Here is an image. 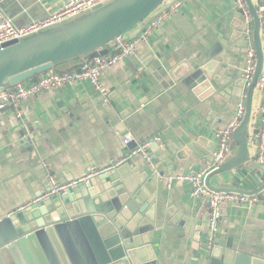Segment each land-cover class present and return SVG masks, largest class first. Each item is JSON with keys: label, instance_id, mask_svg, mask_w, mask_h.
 Returning <instances> with one entry per match:
<instances>
[{"label": "crops", "instance_id": "obj_1", "mask_svg": "<svg viewBox=\"0 0 264 264\" xmlns=\"http://www.w3.org/2000/svg\"><path fill=\"white\" fill-rule=\"evenodd\" d=\"M67 1L0 0V11L17 27H25L56 13ZM250 3L256 9L259 0H250ZM241 21L243 25L242 13L235 0H186L177 14L155 33L151 42L142 46L150 54L149 61H144L138 51L103 74L102 82L109 92L107 102L89 82H83L24 101L22 120L16 119L11 110L0 114V222L34 203L39 195L46 194L49 173L60 183L77 182L90 171L130 157L132 152L123 142L128 133L133 135V143L138 146L160 138L155 143L161 145L165 155L154 159V164L166 173L159 183L161 206L168 208L171 202L180 210L190 206L189 209L199 213L204 207V199L194 200L188 184L175 183L169 187L168 168L177 167L172 175L202 170L208 164L204 156L213 154L218 146L216 133L234 119L241 100L226 99L218 93L209 96L211 84L194 89L181 83L172 84L168 71L183 62L205 65L209 63L206 54L220 45L223 51L215 58L220 66H215L212 74L241 75L246 67L247 49L238 48L232 40L235 27ZM252 29L254 33L255 20ZM252 42L255 46L254 37ZM156 75L169 85L164 87ZM260 103L256 86L253 115ZM125 112L128 115L122 118ZM121 124L126 130H118ZM253 126L254 121H251L249 147L250 158L254 161ZM20 132H26L27 137H38L32 154L22 150ZM165 134L175 141L182 138L185 144L204 136L207 147L198 146V156L191 155L183 161L169 157L171 160L163 164L161 160L171 156L161 136ZM150 154L153 155L152 150ZM225 177L228 185L246 191L264 183V173L249 165ZM218 182L222 183L220 179ZM209 211L206 205L203 214L207 226ZM227 218L228 228L224 229L222 217L217 240L229 237L241 251L257 249L264 252V203L251 209L228 205ZM167 221L169 219L165 218L155 242L159 264H205V257L196 252L198 246L181 229L165 230ZM207 237L208 232L204 235V243ZM18 251L5 256L3 264H27Z\"/></svg>", "mask_w": 264, "mask_h": 264}, {"label": "water", "instance_id": "obj_2", "mask_svg": "<svg viewBox=\"0 0 264 264\" xmlns=\"http://www.w3.org/2000/svg\"><path fill=\"white\" fill-rule=\"evenodd\" d=\"M176 1H108L84 15L6 44L4 49H0V93L64 64L80 59L90 61L109 54L118 37L124 35V40L128 41L135 39L151 19ZM247 2L255 20L253 37L258 55L257 69L249 86H246L242 74L235 77L227 73L224 76L212 74L215 66H220V62L215 60L223 51L220 45L206 54L209 63L195 66L183 62L168 71L172 84L181 83L191 89L211 84L209 96L218 93L226 99H246V115L233 134L236 143L233 153L205 180L206 187L218 194L254 196L264 192V183L257 189L246 191L228 185L225 177L248 165L264 173V167L250 158L253 99L263 54L259 18L250 0ZM245 37L241 21L235 27L232 40L238 48L247 49L249 43ZM138 51L144 61H149L147 49L138 45ZM156 77L164 87L169 85L160 75ZM127 115L125 112L121 117L126 118ZM118 130L124 131L126 126L121 124ZM26 134L19 133L22 150L32 154L34 142L39 139ZM161 136L166 151L171 155L161 160L163 164L172 158L183 161L191 155L198 156V146L207 147L204 136L188 144L183 143L182 138L175 141L170 135ZM126 147L132 152L138 145L132 142ZM150 150L153 154H150V160L134 156L109 170L90 171L92 176L88 179L77 182L61 194L46 196L0 222V264L16 249L27 264H35V261L38 264H159L155 242L165 218L169 219L165 230L181 229L198 246L196 252L205 257V264H264V252L257 249L241 251L229 237L220 240L215 237L213 247L206 248L203 241L208 226L203 211L207 199H204V207L199 213L189 209L190 206L180 210L171 202L168 208L162 207L159 183L166 173L156 168L154 159L165 154L158 143H153ZM204 159L211 164L215 160L212 153ZM176 168L170 166L167 175L171 176ZM97 171L101 172L96 174ZM215 177H219L222 183L213 184L211 181ZM71 182L74 181L68 183ZM227 207L224 204L222 210L224 229L228 228L229 221Z\"/></svg>", "mask_w": 264, "mask_h": 264}, {"label": "built area", "instance_id": "obj_3", "mask_svg": "<svg viewBox=\"0 0 264 264\" xmlns=\"http://www.w3.org/2000/svg\"><path fill=\"white\" fill-rule=\"evenodd\" d=\"M108 1L112 0H68L56 13L45 19L33 21L25 27H17L12 19L8 18L0 11V49H4V46L12 41H18L24 37L62 24L72 18L84 15ZM185 2L186 0H177L171 6H168L158 16L151 19L135 39L128 41L124 40V35L118 37L114 41V47L111 49L110 53L105 56H100L90 61L83 59L80 67L70 72L57 73L55 70H51L38 76L34 81L30 80L15 87L6 88L4 92L0 93V114H4L8 110H11L16 119L22 120V104L24 101L44 92L73 87L83 82H89L101 98L107 102L109 99V92L102 82L103 74L114 66L135 56L138 52V45H148L155 33L177 14L179 9L184 6ZM235 2L237 9L242 13L243 29L246 34L245 40L249 43L247 48L246 67L242 71V77L245 79L246 86H249L254 78L258 65L257 50L252 42V24L254 19L247 0H235ZM255 11L259 18L260 38L264 58V0H259ZM256 86L260 93L261 103L257 107L255 114L253 115L252 113L251 118V121H254V161L264 167V61ZM242 100L238 105L237 115L234 119L224 129L216 133L218 146L213 153L215 158L214 163H208L202 170L195 173L171 175L167 178L169 187L175 183L188 184L191 188V197L194 200L207 199L210 216L208 220V237L205 240V245L208 250L213 247L216 234L220 230L224 204H234L251 209L264 203V192L254 196L225 193L218 194L210 191L205 184L207 176L218 169L221 163L233 153L236 147L233 134L237 127L241 125L246 115V101ZM159 140L160 138H155L152 141L138 146L132 151L130 157L142 156L150 160V148L153 143ZM123 142L125 145L131 144L133 142V135L128 133L124 137ZM130 157L121 159L120 161H114L109 167L103 168L102 171L120 166ZM100 172L101 171H97L96 174ZM91 176L92 173H89L80 181L86 180ZM48 182L50 190L36 201L46 196L61 194L77 183H60L56 176L51 173L48 175Z\"/></svg>", "mask_w": 264, "mask_h": 264}, {"label": "trees", "instance_id": "obj_4", "mask_svg": "<svg viewBox=\"0 0 264 264\" xmlns=\"http://www.w3.org/2000/svg\"><path fill=\"white\" fill-rule=\"evenodd\" d=\"M81 63H82V60H81V59H80V60H76V61H73V62H70V63L64 64V65H62V66H59V67L55 68L54 70H55V72H57V73H66V72H70V71H72V70H74V69L79 68L80 65H81ZM71 67H73V69H70ZM69 69H70V70H69ZM37 78H38V77L34 78V79L31 80V81H34V80H36Z\"/></svg>", "mask_w": 264, "mask_h": 264}, {"label": "rangeland", "instance_id": "obj_5", "mask_svg": "<svg viewBox=\"0 0 264 264\" xmlns=\"http://www.w3.org/2000/svg\"><path fill=\"white\" fill-rule=\"evenodd\" d=\"M218 179H219V177H215V178H213V180H212L211 182H212L213 184H215V185H216V184H219ZM219 234H220V233H217V234H216V237H218ZM28 255H29V254H28ZM29 257H31V255H29Z\"/></svg>", "mask_w": 264, "mask_h": 264}]
</instances>
